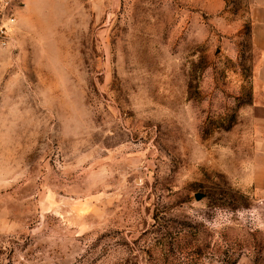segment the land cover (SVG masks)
Wrapping results in <instances>:
<instances>
[{
	"label": "rangeland",
	"instance_id": "1",
	"mask_svg": "<svg viewBox=\"0 0 264 264\" xmlns=\"http://www.w3.org/2000/svg\"><path fill=\"white\" fill-rule=\"evenodd\" d=\"M250 3L38 0L18 29L24 0L0 45V264H264Z\"/></svg>",
	"mask_w": 264,
	"mask_h": 264
},
{
	"label": "crops",
	"instance_id": "2",
	"mask_svg": "<svg viewBox=\"0 0 264 264\" xmlns=\"http://www.w3.org/2000/svg\"><path fill=\"white\" fill-rule=\"evenodd\" d=\"M36 1L25 0V7L19 14L18 29ZM250 6L251 42L257 54L252 102L248 108L255 149L250 180L255 187L264 188V0H251Z\"/></svg>",
	"mask_w": 264,
	"mask_h": 264
},
{
	"label": "built area",
	"instance_id": "3",
	"mask_svg": "<svg viewBox=\"0 0 264 264\" xmlns=\"http://www.w3.org/2000/svg\"><path fill=\"white\" fill-rule=\"evenodd\" d=\"M23 4L24 0H0V45L10 42Z\"/></svg>",
	"mask_w": 264,
	"mask_h": 264
},
{
	"label": "water",
	"instance_id": "4",
	"mask_svg": "<svg viewBox=\"0 0 264 264\" xmlns=\"http://www.w3.org/2000/svg\"><path fill=\"white\" fill-rule=\"evenodd\" d=\"M202 195H197V199H201Z\"/></svg>",
	"mask_w": 264,
	"mask_h": 264
}]
</instances>
